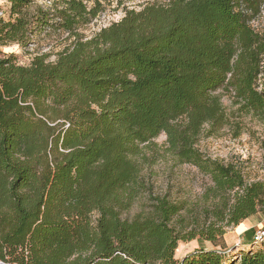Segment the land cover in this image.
Wrapping results in <instances>:
<instances>
[{
	"label": "trees",
	"instance_id": "trees-1",
	"mask_svg": "<svg viewBox=\"0 0 264 264\" xmlns=\"http://www.w3.org/2000/svg\"><path fill=\"white\" fill-rule=\"evenodd\" d=\"M1 1L0 264H264L255 232L247 251L225 239L264 209V181L198 146L230 121L220 89L264 120V34L251 25L264 0H157L89 39L76 29L99 0H51L33 13V0ZM47 29L75 32L55 60L25 65L2 49ZM162 133L165 152L212 185L201 202L150 196L149 211L124 218L150 187L136 158Z\"/></svg>",
	"mask_w": 264,
	"mask_h": 264
},
{
	"label": "rangeland",
	"instance_id": "rangeland-1",
	"mask_svg": "<svg viewBox=\"0 0 264 264\" xmlns=\"http://www.w3.org/2000/svg\"><path fill=\"white\" fill-rule=\"evenodd\" d=\"M99 1L101 9L97 17L88 24L81 25L76 29V32L81 34L83 39H89L101 28L120 21L127 8L138 11L147 4L157 2V0ZM43 2V0H33L29 6V12H35ZM88 5L91 8L95 3L89 1ZM6 6V2L0 0V8H6ZM251 25L256 31L264 34V3L261 13L251 21ZM75 38L74 31L64 32L63 30L47 29L46 31L35 32L33 41L29 46L25 47L19 43H13L2 49L4 52L14 53L19 63L28 65L36 54L47 53L49 60H55L58 53L70 46ZM261 82V86H263L264 72L261 75ZM217 93L220 94L230 121L216 134L212 136L204 134L198 142L199 148L213 159L223 163L235 164L242 170L247 181H264V120L252 113L246 114L243 112L233 93L224 89L218 90ZM142 147L145 155L136 158V160L142 167V176L150 187L147 191L140 193L128 210L123 211L122 216L124 218L132 219L139 213L149 211L150 196L167 194L173 200H184L190 204L203 200L204 191L212 185L210 176L200 172L194 165L177 163L170 154H167L165 152V133L158 136L153 145H143ZM259 212V222H263L262 226H264V209ZM260 227L258 226V228ZM234 231L235 227L230 226L227 228L226 234H233ZM198 246L197 239L189 242L180 241L176 258H182ZM204 246L212 247V244L206 242ZM229 253L231 257L238 255L237 250Z\"/></svg>",
	"mask_w": 264,
	"mask_h": 264
},
{
	"label": "crops",
	"instance_id": "crops-1",
	"mask_svg": "<svg viewBox=\"0 0 264 264\" xmlns=\"http://www.w3.org/2000/svg\"><path fill=\"white\" fill-rule=\"evenodd\" d=\"M258 215H260L259 211L236 226L233 234H226L225 239L229 247H235L238 250L241 249L244 251H247L250 248L253 233L258 229V226L260 227L263 225V222H259ZM251 228V231L246 232V230Z\"/></svg>",
	"mask_w": 264,
	"mask_h": 264
},
{
	"label": "built area",
	"instance_id": "built-area-1",
	"mask_svg": "<svg viewBox=\"0 0 264 264\" xmlns=\"http://www.w3.org/2000/svg\"><path fill=\"white\" fill-rule=\"evenodd\" d=\"M44 1V3L45 4H51V0H43ZM0 15L1 16H5V13H4V11L2 10V11H0ZM96 18V17H95ZM94 18V19H95ZM111 24V23H110ZM102 29V28H101ZM253 238H254V240L256 241V242H264V226H262V227H260V228H258L256 231H255V233H254V236H253Z\"/></svg>",
	"mask_w": 264,
	"mask_h": 264
}]
</instances>
